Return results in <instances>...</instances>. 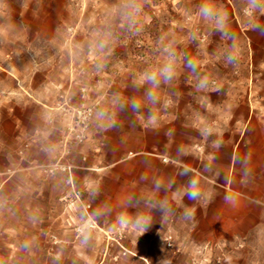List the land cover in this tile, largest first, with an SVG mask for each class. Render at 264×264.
<instances>
[{"label": "rangeland", "instance_id": "1", "mask_svg": "<svg viewBox=\"0 0 264 264\" xmlns=\"http://www.w3.org/2000/svg\"><path fill=\"white\" fill-rule=\"evenodd\" d=\"M260 9L0 0V264H264V226L190 242L157 228L137 243L144 222L94 215L98 179L111 173L96 157L123 116L264 127Z\"/></svg>", "mask_w": 264, "mask_h": 264}, {"label": "crops", "instance_id": "2", "mask_svg": "<svg viewBox=\"0 0 264 264\" xmlns=\"http://www.w3.org/2000/svg\"><path fill=\"white\" fill-rule=\"evenodd\" d=\"M254 1L264 18V0ZM126 116L113 126L104 155L96 157L111 170L98 179L97 219H131L137 228L144 222L137 243L152 242L157 228H181L176 237L190 242L249 236L264 226L262 125L142 124L135 114ZM137 256L151 258L146 251Z\"/></svg>", "mask_w": 264, "mask_h": 264}, {"label": "clouds", "instance_id": "3", "mask_svg": "<svg viewBox=\"0 0 264 264\" xmlns=\"http://www.w3.org/2000/svg\"><path fill=\"white\" fill-rule=\"evenodd\" d=\"M210 9H205V14L207 15Z\"/></svg>", "mask_w": 264, "mask_h": 264}, {"label": "built area", "instance_id": "4", "mask_svg": "<svg viewBox=\"0 0 264 264\" xmlns=\"http://www.w3.org/2000/svg\"><path fill=\"white\" fill-rule=\"evenodd\" d=\"M168 159H165V161H167Z\"/></svg>", "mask_w": 264, "mask_h": 264}]
</instances>
